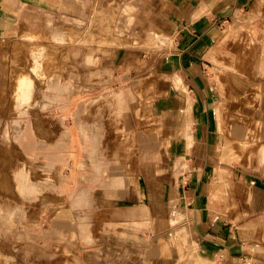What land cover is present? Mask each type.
<instances>
[{
  "label": "rangeland",
  "instance_id": "obj_1",
  "mask_svg": "<svg viewBox=\"0 0 264 264\" xmlns=\"http://www.w3.org/2000/svg\"><path fill=\"white\" fill-rule=\"evenodd\" d=\"M197 1L0 0V264H70L51 226H113L112 217L83 214L84 199L77 197L90 189L98 196V173L84 183L79 169L69 185L72 137L80 165L84 150L93 156L101 148L132 143L121 134L118 77L132 65L144 66V54L150 56L154 72L144 66L135 77L132 70L125 75L131 98L143 95L145 85L130 83L160 73L182 7ZM208 27L203 30L213 35L204 49L216 43L219 49L204 53V64H214L207 70L215 73L219 94L229 89L235 103L231 143L237 179L244 181L243 173L264 177V14L247 24ZM24 76L33 83L27 104L17 92ZM47 159L53 160L51 168ZM244 185H234L237 211L239 202L252 201L240 189ZM238 220L236 214L237 225Z\"/></svg>",
  "mask_w": 264,
  "mask_h": 264
},
{
  "label": "crops",
  "instance_id": "obj_2",
  "mask_svg": "<svg viewBox=\"0 0 264 264\" xmlns=\"http://www.w3.org/2000/svg\"><path fill=\"white\" fill-rule=\"evenodd\" d=\"M197 2L182 7L177 35L172 33V44L163 49L160 73L130 83L145 85L143 95L131 98L125 75L132 70L135 77L144 66L154 72L150 56L143 53L144 66L132 65L118 77L123 95L114 96L121 134L132 143L101 148L93 156L84 150L80 165L72 137L69 185L79 169L84 183L94 182L98 173V196L90 189L77 197L84 199L83 214L112 217L113 226H51L70 264H264V177L243 173L244 181L237 179L233 94L229 89L219 94L220 83L207 70L214 64L205 65L203 58L219 49L217 43L204 49V40L213 35L204 25L247 24L264 14V0ZM237 183H244L240 189L252 198L239 202L238 211ZM96 197L99 202L91 200Z\"/></svg>",
  "mask_w": 264,
  "mask_h": 264
},
{
  "label": "bare ground",
  "instance_id": "obj_3",
  "mask_svg": "<svg viewBox=\"0 0 264 264\" xmlns=\"http://www.w3.org/2000/svg\"><path fill=\"white\" fill-rule=\"evenodd\" d=\"M38 59H39V56H38V54L37 53H35L34 54V61H35V65H34V69H36V70H38V68H40L41 66H40V62L38 61ZM32 80L31 79H29L28 77H26V76H24L23 77V79H22V81L19 83V86H18V90H17V92H18V100L23 104V103H25V104H27L28 103V101H29V99H30V97H31V91H30V87L32 86ZM225 117V116H224ZM223 119V118H222ZM221 122H222V120H221ZM225 124V123H224ZM223 124V126H227V125H224ZM220 126H221V124H220ZM235 126V125H234ZM222 127V126H221ZM224 127V128H225ZM242 127V126H241ZM237 129V128H236ZM238 130V129H237ZM236 130V131H237ZM241 132V131H240ZM239 132V133H240ZM243 132V131H242ZM240 135V134H239ZM229 137V136H228ZM227 140H232V139H229V138H227ZM231 142V141H230ZM232 142H234V141H232ZM227 144H228V142H227ZM236 144H238L237 142H236ZM232 145V144H231ZM238 145H240V144H238ZM233 147V146H232ZM232 147H230L231 149H232ZM229 149V148H228ZM236 149V148H235ZM233 151H234V148H233ZM235 152V151H234ZM227 154H228V152H227ZM226 154V155H227ZM225 155V156H226ZM229 158V157H228Z\"/></svg>",
  "mask_w": 264,
  "mask_h": 264
}]
</instances>
